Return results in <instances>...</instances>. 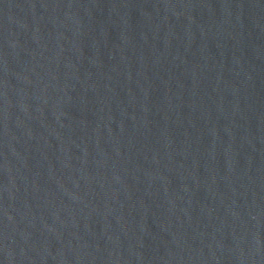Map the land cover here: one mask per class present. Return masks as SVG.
Masks as SVG:
<instances>
[{
    "label": "water",
    "instance_id": "obj_1",
    "mask_svg": "<svg viewBox=\"0 0 264 264\" xmlns=\"http://www.w3.org/2000/svg\"><path fill=\"white\" fill-rule=\"evenodd\" d=\"M0 264H112L0 187Z\"/></svg>",
    "mask_w": 264,
    "mask_h": 264
}]
</instances>
